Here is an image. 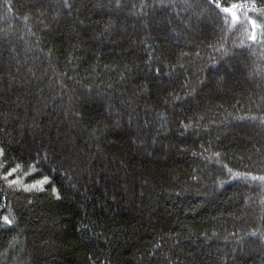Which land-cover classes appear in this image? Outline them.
Segmentation results:
<instances>
[{
    "label": "trees",
    "instance_id": "1",
    "mask_svg": "<svg viewBox=\"0 0 264 264\" xmlns=\"http://www.w3.org/2000/svg\"><path fill=\"white\" fill-rule=\"evenodd\" d=\"M0 148V264H264V0H0Z\"/></svg>",
    "mask_w": 264,
    "mask_h": 264
},
{
    "label": "snow or ice",
    "instance_id": "2",
    "mask_svg": "<svg viewBox=\"0 0 264 264\" xmlns=\"http://www.w3.org/2000/svg\"><path fill=\"white\" fill-rule=\"evenodd\" d=\"M221 5L219 3H217V7H220ZM239 7V5L237 4H232L230 7H224L223 11L226 13H231L233 15V17H236V13L235 11H233V9ZM252 27H253V34L251 35V39L255 40L256 36H255V29L257 27L256 25V21L255 20H251L250 21ZM4 155L3 149L0 148V157H2ZM44 160H46V157L43 158ZM35 163L30 162V169L32 170V172L34 173L36 170V165L39 164L41 167H43V163L41 158H34ZM2 166V165H0ZM21 167L20 164H16L14 167L10 168L7 173H5V175L2 177L5 180H8V177L13 176L14 173L17 172V170ZM25 175H28V173H25ZM9 185H18L20 183L19 178H14L8 181ZM48 185L51 186V178L44 175L43 173H41V178L34 180L31 184H26L23 186V190L25 191H32L33 189H38L40 191L44 190V185ZM53 193H57V189L56 188H52ZM57 198H59V196L57 195ZM3 219L5 221H7L8 224H11V221L8 220L7 216H4Z\"/></svg>",
    "mask_w": 264,
    "mask_h": 264
}]
</instances>
